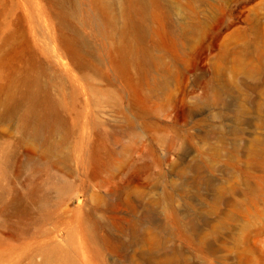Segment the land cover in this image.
<instances>
[{"label": "rangeland", "instance_id": "1", "mask_svg": "<svg viewBox=\"0 0 264 264\" xmlns=\"http://www.w3.org/2000/svg\"><path fill=\"white\" fill-rule=\"evenodd\" d=\"M94 6L0 0V264H264V0Z\"/></svg>", "mask_w": 264, "mask_h": 264}, {"label": "bare ground", "instance_id": "2", "mask_svg": "<svg viewBox=\"0 0 264 264\" xmlns=\"http://www.w3.org/2000/svg\"><path fill=\"white\" fill-rule=\"evenodd\" d=\"M134 1L140 2L141 10L144 11V10H149L150 7H152V1L153 0H131V2H134ZM95 2H96V6H94V9H95L96 13L99 11L104 12V13L105 12L106 13L112 12L113 0H95ZM97 24H101V22H99V20H98ZM133 227L135 228L136 226L133 225ZM47 260H48V257L46 258V261Z\"/></svg>", "mask_w": 264, "mask_h": 264}]
</instances>
